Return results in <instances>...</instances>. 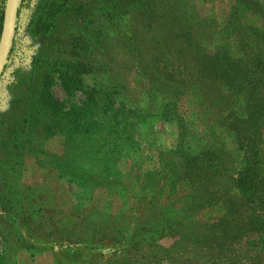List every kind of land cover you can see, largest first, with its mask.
Returning a JSON list of instances; mask_svg holds the SVG:
<instances>
[{
	"label": "rangeland",
	"instance_id": "rangeland-1",
	"mask_svg": "<svg viewBox=\"0 0 264 264\" xmlns=\"http://www.w3.org/2000/svg\"><path fill=\"white\" fill-rule=\"evenodd\" d=\"M251 2L22 0L0 77V264H264V184H235L256 124L264 165ZM183 60L197 88L171 84ZM206 142L224 166L170 185Z\"/></svg>",
	"mask_w": 264,
	"mask_h": 264
},
{
	"label": "trees",
	"instance_id": "trees-1",
	"mask_svg": "<svg viewBox=\"0 0 264 264\" xmlns=\"http://www.w3.org/2000/svg\"><path fill=\"white\" fill-rule=\"evenodd\" d=\"M131 2H135V0H131ZM21 4H22V0L19 1L18 13H19V9H20ZM241 4H242V7L247 8L248 10H250L252 12L255 10L253 8L254 6L252 5L253 3L251 2V0H241ZM4 5H5V0H1V2H0V33H1V28H2ZM17 18H18V15H17ZM189 22H190L189 20L186 21L187 24ZM193 24H194V22H192L190 25H188V27L194 28L195 26H197V25H195V24L193 25ZM164 31H167L166 28L164 29ZM186 47L190 48V44L189 43L181 44L180 45V51L185 50ZM223 58H225V56H223V57L218 56L219 60H221ZM188 62H189V60H186V61L183 60L181 67H174V65L176 63L172 62V68L173 69L171 70V74L173 75V79L171 80V84L172 85L174 84L178 90L182 89V87L188 86L190 84L193 86V88H197V86L194 85V83L198 82V77H193V78L191 77L189 81H191L192 83L191 82L189 83V81L187 79L188 75H186V72L184 71L185 69H187ZM205 63L208 64L209 62L207 59H203V58L195 61V65L197 66V68H200ZM203 78L205 80L204 76H203ZM238 80H239L238 83L240 82L241 85L239 84L238 87H236L235 84L232 83L231 89H233V93L238 94L239 86H241L240 90L244 91V89H242L244 84L246 85V87H248L252 83L253 84L252 89H254V87L257 85L255 77L251 78L249 80L248 79H242V78L238 79ZM253 82H255V83H253ZM201 84H203V79L201 81ZM109 97H110V94H109ZM218 101L220 104H222L224 102V99H223V102L220 101L219 99H218ZM109 103L112 104L113 103L112 100H109ZM163 112H165V111H163ZM165 116H167L166 112H165ZM234 119L236 120L237 118H234ZM258 131H259V125H257V124L253 125V133H254V136L256 137L255 139H257V138L260 139L257 134L255 135V133H257ZM206 138L210 139L211 137H206ZM255 139L249 138V136H247V137L242 138V140L239 142L240 149L243 150V157H242V161H241L242 173H238V174H241V177L238 178L237 181H235V184L237 186L236 188L240 192V198L242 197L243 199H247L246 197L248 196L247 192L250 190V188H249L250 183L251 184H260V185L264 184V165H262V162L260 160V158H261L259 155L260 149H259ZM206 144H207V142L204 144L203 149H202L203 154L200 156L202 158L201 163L199 162L200 157L198 155L191 154L190 156H188L185 153H183L184 157L186 158V161H184V164L179 167L178 171H180L182 168L186 167L187 168L185 171L186 173H181L180 175H178L176 177V179H173L171 181L170 185H176L180 181H183L184 180L183 177L186 176L188 173L196 172V171H198V169H199V172L194 173L192 175L191 184L195 185V186L201 185L203 183L200 180H197V181H193V180H196V178H198V176H199L198 174L201 171H203V168H206V167H202V166H207L208 168H210L211 166L212 167H216V166L223 167L224 166V165L220 164V161L219 162L207 161L206 163L204 162L205 161L204 159L209 160L212 156H214L215 158L217 157L214 154V152L208 151L207 147L209 145L206 146ZM175 165H178V164L175 162ZM215 172L218 173L219 169H216V171H214L213 173H215ZM171 173L175 174V176L177 174V172H175L174 170H172ZM189 184H190V182H189Z\"/></svg>",
	"mask_w": 264,
	"mask_h": 264
},
{
	"label": "water",
	"instance_id": "water-1",
	"mask_svg": "<svg viewBox=\"0 0 264 264\" xmlns=\"http://www.w3.org/2000/svg\"><path fill=\"white\" fill-rule=\"evenodd\" d=\"M19 1L20 0H5L0 33V77L11 51L16 29Z\"/></svg>",
	"mask_w": 264,
	"mask_h": 264
}]
</instances>
